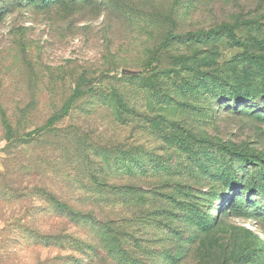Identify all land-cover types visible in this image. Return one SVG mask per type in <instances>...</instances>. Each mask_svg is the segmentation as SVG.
Here are the masks:
<instances>
[{
	"label": "rangeland",
	"instance_id": "rangeland-1",
	"mask_svg": "<svg viewBox=\"0 0 264 264\" xmlns=\"http://www.w3.org/2000/svg\"><path fill=\"white\" fill-rule=\"evenodd\" d=\"M0 264H264V0H0Z\"/></svg>",
	"mask_w": 264,
	"mask_h": 264
},
{
	"label": "trees",
	"instance_id": "trees-1",
	"mask_svg": "<svg viewBox=\"0 0 264 264\" xmlns=\"http://www.w3.org/2000/svg\"><path fill=\"white\" fill-rule=\"evenodd\" d=\"M172 37V35H169L168 37ZM75 102V96L70 97L67 102L65 103L64 107L62 108V110L60 111L59 114L54 115L51 119L50 122L52 123L53 121L59 120L60 118H62L64 115H66L70 109L72 108L73 104ZM227 149L228 152L230 153H235V154H240V155H244L247 156L243 151L241 150H234L231 147H225Z\"/></svg>",
	"mask_w": 264,
	"mask_h": 264
},
{
	"label": "water",
	"instance_id": "water-1",
	"mask_svg": "<svg viewBox=\"0 0 264 264\" xmlns=\"http://www.w3.org/2000/svg\"><path fill=\"white\" fill-rule=\"evenodd\" d=\"M124 72H126V71H124Z\"/></svg>",
	"mask_w": 264,
	"mask_h": 264
}]
</instances>
